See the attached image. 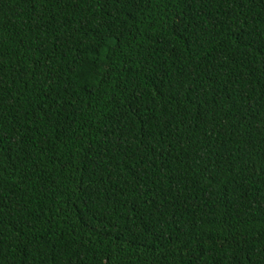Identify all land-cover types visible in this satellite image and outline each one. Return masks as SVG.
I'll list each match as a JSON object with an SVG mask.
<instances>
[{
  "label": "trees",
  "instance_id": "trees-1",
  "mask_svg": "<svg viewBox=\"0 0 264 264\" xmlns=\"http://www.w3.org/2000/svg\"><path fill=\"white\" fill-rule=\"evenodd\" d=\"M0 264H264V0H0Z\"/></svg>",
  "mask_w": 264,
  "mask_h": 264
}]
</instances>
